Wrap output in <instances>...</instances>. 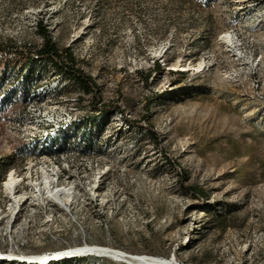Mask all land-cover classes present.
<instances>
[{
  "label": "rangeland",
  "instance_id": "rangeland-1",
  "mask_svg": "<svg viewBox=\"0 0 264 264\" xmlns=\"http://www.w3.org/2000/svg\"><path fill=\"white\" fill-rule=\"evenodd\" d=\"M39 20L56 61L93 83L66 93L128 125L107 121L90 170L103 174L102 206L76 208L24 252L86 238L183 264H264V0H0V46L22 47L11 61L21 77L47 70L32 55ZM45 263L144 264L94 253Z\"/></svg>",
  "mask_w": 264,
  "mask_h": 264
},
{
  "label": "bare ground",
  "instance_id": "bare-ground-1",
  "mask_svg": "<svg viewBox=\"0 0 264 264\" xmlns=\"http://www.w3.org/2000/svg\"><path fill=\"white\" fill-rule=\"evenodd\" d=\"M224 37L233 41L229 33ZM14 56L0 50V248L25 253L32 237L42 243L59 221H76V208L105 202L103 174L90 170L99 163V148L107 144L103 138L107 121L115 115L123 117L126 125L128 121L118 109L111 113L96 107L86 113L81 97L66 93L72 80L50 63L38 60L46 66L45 73L33 70L19 76L12 67ZM57 253L60 257L94 253L144 264H183L175 257L99 245ZM48 258L0 254L5 263L46 264Z\"/></svg>",
  "mask_w": 264,
  "mask_h": 264
},
{
  "label": "trees",
  "instance_id": "trees-1",
  "mask_svg": "<svg viewBox=\"0 0 264 264\" xmlns=\"http://www.w3.org/2000/svg\"><path fill=\"white\" fill-rule=\"evenodd\" d=\"M38 28L40 30V32L43 34L44 37V42L43 45L41 47H39L38 49H36V53H32V55L35 58H38V60H42L45 61L46 63H50L51 65H53L60 73H62L66 78L71 79L72 81H78L82 86L83 89L87 92H90L92 89V82L86 78L83 73H81L80 71H78V69H75L74 66L70 67V66H66L63 63H61L60 61H56V57L61 56V51L57 48L55 42L52 40L51 36L48 34L47 29L45 28V25L43 23L42 20H39L38 22ZM0 50L3 51H7L9 53H13L17 56H22V53H20L18 55V51L21 52L22 49H16L14 52L11 51V48L7 47H2L0 46ZM68 54V53H66ZM161 63L159 61H157L155 63V69L158 70L161 68ZM100 103V102H99ZM95 106L98 107V104ZM102 105V104H101ZM104 112L108 111L105 109H102Z\"/></svg>",
  "mask_w": 264,
  "mask_h": 264
},
{
  "label": "built area",
  "instance_id": "built-area-1",
  "mask_svg": "<svg viewBox=\"0 0 264 264\" xmlns=\"http://www.w3.org/2000/svg\"><path fill=\"white\" fill-rule=\"evenodd\" d=\"M100 109H104V108H102V105L98 104V110H100ZM0 121H1V115H0ZM90 245L91 244H86V238H82V244L77 245V246H72V247H69V248H65V249H62V250L63 251L74 250L76 248H81V247L90 246ZM62 250L46 251V252H43V253H31V251H26L25 253H17V251H11V248H0V254L1 255H16L18 257L38 258L39 259V258L57 256V254H58L57 251H62Z\"/></svg>",
  "mask_w": 264,
  "mask_h": 264
},
{
  "label": "water",
  "instance_id": "water-1",
  "mask_svg": "<svg viewBox=\"0 0 264 264\" xmlns=\"http://www.w3.org/2000/svg\"><path fill=\"white\" fill-rule=\"evenodd\" d=\"M174 257V256H173Z\"/></svg>",
  "mask_w": 264,
  "mask_h": 264
}]
</instances>
